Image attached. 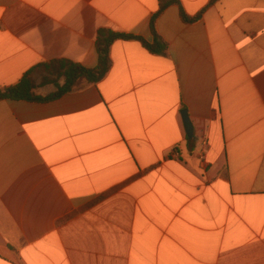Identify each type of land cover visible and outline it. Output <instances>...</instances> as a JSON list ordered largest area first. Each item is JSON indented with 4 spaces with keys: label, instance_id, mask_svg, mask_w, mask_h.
I'll return each mask as SVG.
<instances>
[{
    "label": "crops",
    "instance_id": "obj_1",
    "mask_svg": "<svg viewBox=\"0 0 264 264\" xmlns=\"http://www.w3.org/2000/svg\"><path fill=\"white\" fill-rule=\"evenodd\" d=\"M170 1L0 0V89L97 68L100 30L153 45ZM175 1L165 55L117 40L99 83L0 102V264H264V0Z\"/></svg>",
    "mask_w": 264,
    "mask_h": 264
},
{
    "label": "trees",
    "instance_id": "obj_2",
    "mask_svg": "<svg viewBox=\"0 0 264 264\" xmlns=\"http://www.w3.org/2000/svg\"><path fill=\"white\" fill-rule=\"evenodd\" d=\"M172 0L168 3H163L160 12L154 16L151 22V30L154 35L153 45H148L141 39L131 35L114 33L109 30H100L97 36V52L99 55V64L95 69H87L79 64L70 61H54L43 65L40 68L47 72L50 76H56V79L47 80V84H53L57 90L55 93L48 96H40L37 94L38 86L33 78L32 72L27 73L19 84L0 89V102L4 100L11 101H27V102H50L60 99L64 95L73 92L80 81H87L89 84L95 85L102 81L111 68L110 49L113 43L117 40H138L155 55H165L167 51L166 44L159 38L155 29V21L158 15L168 6L177 4ZM182 18L185 22L191 23L195 20L188 18L182 12Z\"/></svg>",
    "mask_w": 264,
    "mask_h": 264
},
{
    "label": "rangeland",
    "instance_id": "obj_3",
    "mask_svg": "<svg viewBox=\"0 0 264 264\" xmlns=\"http://www.w3.org/2000/svg\"><path fill=\"white\" fill-rule=\"evenodd\" d=\"M42 74H44V77L38 76V81H36V84L38 86L37 94L42 96H48L50 94H53L56 92L57 88L55 85L47 84V80L49 79H56V76H50L47 74L46 71L42 70Z\"/></svg>",
    "mask_w": 264,
    "mask_h": 264
},
{
    "label": "water",
    "instance_id": "obj_4",
    "mask_svg": "<svg viewBox=\"0 0 264 264\" xmlns=\"http://www.w3.org/2000/svg\"><path fill=\"white\" fill-rule=\"evenodd\" d=\"M182 119H183L186 135L189 140H192L194 137V127L190 120L189 114L186 110L182 112Z\"/></svg>",
    "mask_w": 264,
    "mask_h": 264
}]
</instances>
